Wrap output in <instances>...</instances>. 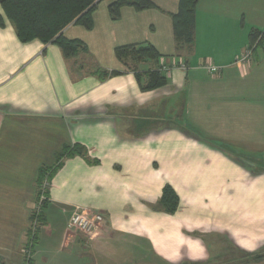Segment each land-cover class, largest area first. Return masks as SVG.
Wrapping results in <instances>:
<instances>
[{
	"label": "crops",
	"instance_id": "crops-1",
	"mask_svg": "<svg viewBox=\"0 0 264 264\" xmlns=\"http://www.w3.org/2000/svg\"><path fill=\"white\" fill-rule=\"evenodd\" d=\"M114 1H97L92 29L64 30L86 45L72 58L22 43L0 4V264H26L40 170L60 162L32 264H264V170L252 163L264 156V0H200L191 45L175 37L181 0L117 20ZM141 44L161 57L139 68L165 86L143 91L118 59ZM66 149L79 154L59 161ZM167 185L174 214L160 208ZM77 208L105 218L83 253L68 229Z\"/></svg>",
	"mask_w": 264,
	"mask_h": 264
},
{
	"label": "trees",
	"instance_id": "trees-1",
	"mask_svg": "<svg viewBox=\"0 0 264 264\" xmlns=\"http://www.w3.org/2000/svg\"><path fill=\"white\" fill-rule=\"evenodd\" d=\"M98 0H0L2 9L7 19L13 24L17 36L22 43H29L39 40L45 45L54 44L60 47L66 58H72L86 50V45L80 40H69L64 35V30L70 25H81L90 30L93 28V13L96 9ZM200 0H181L180 8L174 15V32L178 42L193 44L194 29L196 24V8ZM123 7H133L137 11L155 8L150 0H116L109 6L110 15L114 20L120 18ZM0 26L5 23L0 15ZM258 33H254L251 42L258 40ZM118 59L125 64L130 71L134 72L143 91H152L161 88L167 84V78L159 70L142 71L139 67L143 63H158L160 54L151 44L122 46L116 49ZM131 62V64H130ZM100 72V73H99ZM121 72L112 73L99 70L98 74L102 80L109 76L120 75ZM144 78L147 81L144 84ZM79 154L78 151L66 149L64 153L58 156L59 161L65 157H71ZM262 166L264 170V156ZM61 164V162H60ZM55 169L42 168L40 170L38 186L49 176V180ZM39 198L41 186L38 187ZM47 194V192H46ZM46 201L42 207V212L38 214L33 211L31 216V226L27 232V241L25 248L32 250L39 243V230L45 222L43 209L46 207ZM180 199L175 190L167 185L163 190L160 208L169 214H174L178 210ZM36 223V227H35ZM263 253V252H262ZM258 258H264V254H258ZM26 264H32V260L26 257Z\"/></svg>",
	"mask_w": 264,
	"mask_h": 264
},
{
	"label": "built area",
	"instance_id": "built-area-1",
	"mask_svg": "<svg viewBox=\"0 0 264 264\" xmlns=\"http://www.w3.org/2000/svg\"><path fill=\"white\" fill-rule=\"evenodd\" d=\"M252 50L250 49L242 58L245 62L250 59ZM210 73L216 74L220 71L217 66L210 65L207 67ZM171 69L166 68L165 72H170ZM40 214V209L37 211ZM105 218L101 213L91 212L85 208H77L68 222V229L79 232L85 236H91L104 224ZM36 226V223H35Z\"/></svg>",
	"mask_w": 264,
	"mask_h": 264
},
{
	"label": "rangeland",
	"instance_id": "rangeland-1",
	"mask_svg": "<svg viewBox=\"0 0 264 264\" xmlns=\"http://www.w3.org/2000/svg\"><path fill=\"white\" fill-rule=\"evenodd\" d=\"M159 123L161 124L162 122H157V124H155V125H158ZM262 160H260V158H255V159L252 160V163L255 165V167H256L257 170H262L263 169L262 162H261ZM39 186H41V194L42 195L39 198L38 206L36 207L35 211H38L40 209V213H41L42 212V207H43L42 204H44L46 201H48L46 192H47V190L49 188V176H47L43 180V182L41 183V185H39ZM39 191H40V189H39ZM91 212H93V211H91ZM71 231H73V230H71ZM74 232H76V231H74ZM76 233L78 234V237L81 238V239H78V241L81 242V247H82V249H79V251H81L83 253L86 250V252H87L88 246L91 244V242H93L96 239L95 235H96L97 232H95L93 235L88 236V237L85 236V235H83V234H81V233H79V232H76ZM79 235L80 236L82 235L84 237H80ZM82 239L85 240V242L81 241ZM76 250H77V248H76ZM32 252H33L32 250H29V249L25 248V257H28V259L29 258L31 259L32 258ZM259 254H264V250L261 251V252H259ZM257 257H258V254H257Z\"/></svg>",
	"mask_w": 264,
	"mask_h": 264
}]
</instances>
